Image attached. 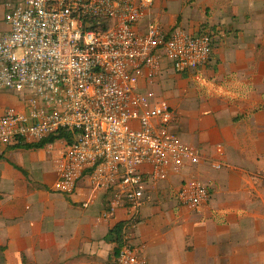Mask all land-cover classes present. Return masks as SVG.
I'll use <instances>...</instances> for the list:
<instances>
[{"label": "built area", "instance_id": "1", "mask_svg": "<svg viewBox=\"0 0 264 264\" xmlns=\"http://www.w3.org/2000/svg\"><path fill=\"white\" fill-rule=\"evenodd\" d=\"M156 2L12 0L4 16L8 30L0 34V91L23 97L25 106L0 112V145L68 134L56 141L64 147L50 190L68 197L86 185V203L100 208L95 221L108 228L118 221L110 228L116 227L110 264H149L138 227L151 192L183 177L173 200L198 212L214 188L189 172L224 167L185 145L176 109L147 90L168 64L202 83L216 35L202 28L190 34L153 18Z\"/></svg>", "mask_w": 264, "mask_h": 264}, {"label": "crops", "instance_id": "2", "mask_svg": "<svg viewBox=\"0 0 264 264\" xmlns=\"http://www.w3.org/2000/svg\"><path fill=\"white\" fill-rule=\"evenodd\" d=\"M11 1L0 0V34L6 31L4 15ZM152 15L168 26L188 25L190 34L202 28L219 35L203 68L201 88L209 98L198 108L206 120L192 137L183 132L182 141L224 167L217 171L212 164L189 172L214 188L198 212L173 200L183 177L173 176L151 192L138 240L146 246L149 264H264V0H181L176 11L157 0ZM180 77L168 64L147 90L155 92L157 83L167 90L171 82L175 94L189 98ZM185 80L184 85L191 83ZM157 95L171 106L182 100ZM9 108L25 109L23 97L0 91V109ZM59 144L48 145L55 148L49 150L54 159L63 150ZM24 145L30 143L0 146V264H110L115 248L110 228L118 221L109 228L95 221L100 208L86 203V185L68 197L52 192L55 176L47 182L41 168L27 170L19 153L36 152L45 160L47 148ZM37 160L31 155V161Z\"/></svg>", "mask_w": 264, "mask_h": 264}, {"label": "rangeland", "instance_id": "3", "mask_svg": "<svg viewBox=\"0 0 264 264\" xmlns=\"http://www.w3.org/2000/svg\"><path fill=\"white\" fill-rule=\"evenodd\" d=\"M165 2L169 6L171 11H176L180 8L181 0H165ZM7 9H8V5L6 8V11H7ZM187 18H188V16L185 17V19H187ZM189 19H188V21H189ZM184 28L183 29L187 32L188 25H185ZM7 30H8V28L6 26V31ZM215 35H216V38H219V35L217 32ZM175 75L177 78L183 79L180 77L181 75L179 76V74H176V73H175ZM185 79L180 80V84L183 88H188L189 98H186L185 95L175 94L174 93L175 89L173 88V85L171 82L167 83V86H168L167 90H164V89L161 90L159 88V83H157V85L154 88L155 92L157 94H159L161 98H165L168 101L173 100V99H174V101H177L178 99H180L179 97H181L182 100H180L179 103L177 102L178 105H177V103L174 104L171 102L173 104L174 108L176 109L178 125H179V121L181 120V126L178 127V125H177L178 134H179V137L181 140H183V132H184V134H186V137H192L194 129L196 127H200V125H202L203 121L206 120V118H204V114L201 113V109L198 108V105H200L202 103V101L205 103V101H207V99L209 98L208 92L201 88V87H203V82L195 84L189 80L191 82V83H189V85H190L189 86V85H184L187 82V80H185ZM212 88L214 89V87H211V88H209V90L213 91ZM216 96H217L216 91H213V94L210 98L214 99ZM2 111H3V109H0V112H2ZM16 111L22 112V111H24V109L23 110L16 109ZM56 143H53V144L60 145L59 142H56ZM48 145L41 148V150L47 148L46 152L48 154V157H46L45 160H43L41 158L40 154L36 153V152H29L28 150H23V151L19 152L22 155L21 157H22L23 163L25 165V168L29 171L34 167L41 168V171H42L43 175L46 177L47 182L49 181L51 176H52V179L54 178V174H55V170H56V163H55V160L53 158V154L52 155L49 154V150L54 151L55 148H54V146L52 148H50ZM0 146H2V145H0ZM56 149H59V147H57ZM31 155L36 156L38 158V160L37 161H31ZM12 159L15 163H17L15 161L14 156L12 157ZM221 165L223 166V163H221ZM184 209H186V208H184ZM112 256H113V254H112Z\"/></svg>", "mask_w": 264, "mask_h": 264}, {"label": "trees", "instance_id": "4", "mask_svg": "<svg viewBox=\"0 0 264 264\" xmlns=\"http://www.w3.org/2000/svg\"><path fill=\"white\" fill-rule=\"evenodd\" d=\"M67 135L68 134L65 131L64 132L60 131L59 134L51 135L48 139L42 141L41 143L24 145V147H33L36 149H41L48 144L51 145V144L55 143L56 141H58L61 138H67ZM115 229H116V227L113 230H111L112 233L114 232Z\"/></svg>", "mask_w": 264, "mask_h": 264}, {"label": "water", "instance_id": "5", "mask_svg": "<svg viewBox=\"0 0 264 264\" xmlns=\"http://www.w3.org/2000/svg\"><path fill=\"white\" fill-rule=\"evenodd\" d=\"M91 27V26H90Z\"/></svg>", "mask_w": 264, "mask_h": 264}]
</instances>
